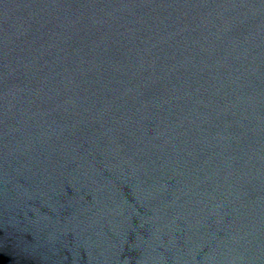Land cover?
<instances>
[{
	"label": "water",
	"instance_id": "obj_1",
	"mask_svg": "<svg viewBox=\"0 0 264 264\" xmlns=\"http://www.w3.org/2000/svg\"><path fill=\"white\" fill-rule=\"evenodd\" d=\"M0 264H264V0H0Z\"/></svg>",
	"mask_w": 264,
	"mask_h": 264
}]
</instances>
